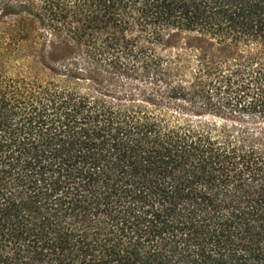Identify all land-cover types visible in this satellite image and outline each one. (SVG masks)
<instances>
[{
  "label": "trees",
  "instance_id": "trees-1",
  "mask_svg": "<svg viewBox=\"0 0 264 264\" xmlns=\"http://www.w3.org/2000/svg\"><path fill=\"white\" fill-rule=\"evenodd\" d=\"M0 264H264V0H0Z\"/></svg>",
  "mask_w": 264,
  "mask_h": 264
}]
</instances>
